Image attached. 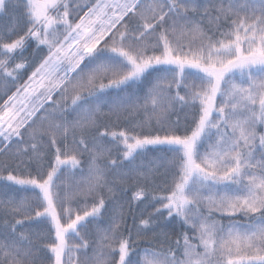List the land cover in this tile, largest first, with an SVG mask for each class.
Listing matches in <instances>:
<instances>
[{
    "label": "snow or ice",
    "instance_id": "1",
    "mask_svg": "<svg viewBox=\"0 0 264 264\" xmlns=\"http://www.w3.org/2000/svg\"><path fill=\"white\" fill-rule=\"evenodd\" d=\"M0 264H264V0H0Z\"/></svg>",
    "mask_w": 264,
    "mask_h": 264
},
{
    "label": "trees",
    "instance_id": "2",
    "mask_svg": "<svg viewBox=\"0 0 264 264\" xmlns=\"http://www.w3.org/2000/svg\"><path fill=\"white\" fill-rule=\"evenodd\" d=\"M13 91L15 90L14 88L12 89ZM9 94H11V93H9ZM6 98V97H5Z\"/></svg>",
    "mask_w": 264,
    "mask_h": 264
}]
</instances>
